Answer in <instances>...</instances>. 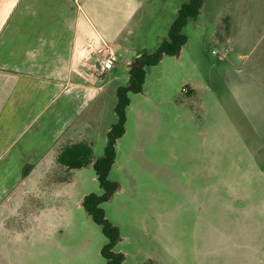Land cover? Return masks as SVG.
<instances>
[{"label":"rangeland","instance_id":"1","mask_svg":"<svg viewBox=\"0 0 264 264\" xmlns=\"http://www.w3.org/2000/svg\"><path fill=\"white\" fill-rule=\"evenodd\" d=\"M188 1L145 0L133 16L118 61L102 75L103 122H117V88L128 84L130 64L158 50ZM201 3L181 51L146 67L143 91L129 93L126 134L109 175L118 188L102 204L119 230L114 252L122 264H264V96L252 111L235 107L240 76L253 74L264 89V0ZM191 83L197 93L183 91ZM102 193L90 167L38 204L37 212L49 203L57 210L50 224L24 208L20 223L7 224L14 246L0 251L1 264H106L107 240L79 203Z\"/></svg>","mask_w":264,"mask_h":264},{"label":"crops","instance_id":"2","mask_svg":"<svg viewBox=\"0 0 264 264\" xmlns=\"http://www.w3.org/2000/svg\"><path fill=\"white\" fill-rule=\"evenodd\" d=\"M144 1L0 0V251L14 246L10 220L20 223L25 208L48 223L57 210L49 203L37 212L38 204L74 186L101 157L114 124L103 122L108 98L102 75L110 70L100 65L106 48L117 53ZM256 78L237 79V110H254V100L264 96ZM190 86L189 92L200 90ZM78 143L91 146L92 163L69 170L58 157Z\"/></svg>","mask_w":264,"mask_h":264},{"label":"trees","instance_id":"3","mask_svg":"<svg viewBox=\"0 0 264 264\" xmlns=\"http://www.w3.org/2000/svg\"><path fill=\"white\" fill-rule=\"evenodd\" d=\"M201 7V0H189L184 3L169 29L168 37L161 41L158 50L153 55H139L135 61L139 66L129 69L130 78L128 84L119 86L117 89V104L115 106L117 122L107 134V145L104 155L93 164L97 181L103 193L101 195L89 194L82 203L87 215L101 228L107 240L101 250V254L107 262L106 264H122L124 261L123 254L114 252V248L119 241V230L106 217L102 204L110 200L118 188L117 184L109 179V175L116 161V143L125 135L127 108L130 105L129 93H141L143 91L146 67L156 65L164 54H175L181 51L187 42L183 29L190 19L197 18ZM183 91L185 93L189 92L186 87ZM58 163L66 166L69 170L86 168L92 163V148L87 143L71 145L61 152L58 157ZM146 264L156 263L149 261Z\"/></svg>","mask_w":264,"mask_h":264},{"label":"built area","instance_id":"4","mask_svg":"<svg viewBox=\"0 0 264 264\" xmlns=\"http://www.w3.org/2000/svg\"><path fill=\"white\" fill-rule=\"evenodd\" d=\"M107 55L104 60L101 62L100 69L105 72L111 70V68L115 65L118 61V56L109 48L105 49ZM215 53V52H214ZM139 64L136 66L138 67Z\"/></svg>","mask_w":264,"mask_h":264},{"label":"water","instance_id":"5","mask_svg":"<svg viewBox=\"0 0 264 264\" xmlns=\"http://www.w3.org/2000/svg\"><path fill=\"white\" fill-rule=\"evenodd\" d=\"M138 64L137 63H132L131 66L132 67H136ZM131 68V67H130Z\"/></svg>","mask_w":264,"mask_h":264}]
</instances>
